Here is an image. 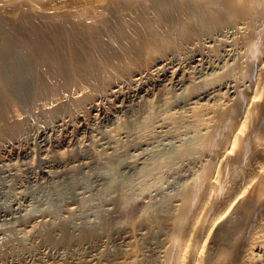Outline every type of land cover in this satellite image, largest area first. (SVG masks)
<instances>
[{
	"label": "bare ground",
	"instance_id": "bare-ground-1",
	"mask_svg": "<svg viewBox=\"0 0 264 264\" xmlns=\"http://www.w3.org/2000/svg\"><path fill=\"white\" fill-rule=\"evenodd\" d=\"M5 2L0 0V138L11 143L32 129L16 109L11 116L7 109L17 102L29 109L38 93L50 98L40 101L44 125L74 136L90 131L94 111L110 118L102 107L108 98L114 112L141 111L178 90L180 97L167 98L147 123L134 128L130 122L135 136L126 132L137 141L131 148L151 143L156 128L162 132L158 140L176 142L151 148L134 163L128 157L118 168L128 176L139 165L176 160L194 164V170L177 189L154 200L149 194L150 201L128 204V189H111L97 223L73 221L68 203V213L55 212L43 230L30 219L22 233L9 234L0 264H264V0H19L13 17H6ZM229 58L233 62L226 65ZM221 64V73L201 80ZM118 142L105 141L102 154L81 146L66 155L56 152L44 158L42 175L88 186L90 171L121 156ZM28 233L33 236L24 239Z\"/></svg>",
	"mask_w": 264,
	"mask_h": 264
},
{
	"label": "rangeland",
	"instance_id": "rangeland-1",
	"mask_svg": "<svg viewBox=\"0 0 264 264\" xmlns=\"http://www.w3.org/2000/svg\"><path fill=\"white\" fill-rule=\"evenodd\" d=\"M3 1H6L5 2V8H7V9H5L4 7L2 8V9H4L3 11H6V13L5 14H7L6 15V17H13L12 15H14V12L13 11H15V7H16V5H17V3H18V1L19 0H3ZM48 1V0H47ZM59 1V0H58ZM8 5V6H7ZM7 6V7H6ZM12 12V13H11ZM8 14H9V16H8ZM12 14V15H11ZM229 60H230V63H229ZM232 62H233V59L232 58H229V59H227V60H225V63H226V65L228 64V65H231L232 64ZM220 66H223L224 67V65L223 64H221V65H219V66H217L216 67V69H214L213 71H208L207 72V74H205L204 76H202V79L201 80H204L205 78H208V75H209V78H211V77H213V76H215L214 74H215V72H216V75L217 74H219V72L218 71H220V73L223 71H221V69H225V67L223 68V67H220ZM220 70H219V69ZM190 70H192V69H190ZM215 70H217V71H215ZM210 72V73H209ZM212 72V73H211ZM213 74V75H212ZM211 76V77H210ZM205 77V78H204ZM204 78V79H203ZM178 90H175L174 91V93L173 92H171L170 94H169V96L167 97L168 99L169 98H171V96H172V98H173V96H175L176 94V96H177V98H179L180 97V93L178 92ZM60 93H62V94H60L59 95V97L61 96V97H63V96H65V95H67V94H65V92H60ZM63 93H64V95H63ZM176 93V94H175ZM44 94H42V96L38 93V95H37V97L38 98H36V97H33V105H31L32 106V109H31V106H29L30 108V110L32 111L33 110V112H31L30 114H28L29 112H30V110L28 109V107L27 106H25L24 107V105H22L21 106V104L22 103H19V102H17V103H14L15 105H14V107H13V105L12 106H10V107H8V112L7 113H9V111H10V113H9V115L11 116V115H16L15 113H16V111L17 112H23V114L24 113H26V115L24 114H22V112L20 113V115L22 116H20L19 115V113H17V115L22 119H24L23 121H25L26 122V124H27V126L28 127H30V128H32V129H30V128H28V129H30L31 131H33V132H31L30 130H28L27 132H25V133H23L21 136H20V141H22V142H20L18 139L17 140H14V141H12L11 143L9 142H7L4 138H0V244H2V245H0V248H1V250H5L6 248H7V245L9 244V237H11L10 235H14L18 230L19 231H21V229L23 228V226L26 224V222H29V221H31V220H33L34 222H39V224L36 222V224H35V228H36V226H37V228L36 229H41V230H43V229H45L46 227L45 226H47V225H49V224H51L52 222H50L51 220H53V218H54V216L56 215V213H68V209H67V207L68 206H72V208L73 209H71V214L73 213V221H76L77 222V220H78V222H82L81 220H83L84 222L83 223H86L87 221H88V223H91V222H93V223H97V222H99L100 221V214H98L99 213V210H102V208H104V207H107V206H105L106 205V201H107V199L109 198V195L111 194V189H116V188H121V189H128V194H127V198L128 197H132V199H127V201H129V202H127L128 204H132V202L134 203V202H136L137 200H145L146 198V200H148V201H150V200H154L156 197H158L159 195H162L163 194V192L164 193H168V192H170V191H172L173 189H177V188H175V187H178V186H180L181 184H182V182H184L185 180H184V178H183V175L185 176V175H188V176H185L186 177V179H188L191 175L190 174H192V172H193V170H194V164H190V163H185V165L183 164V161H173L172 163H171V165H164V166H155V165H150V167H149V165L148 166H145V165H139V166H137V169H135L134 171H133V173H131V174H129L128 176L127 175H123V171L121 172V170H123L124 169V166L128 163V161L127 160H129L130 162L129 163H134L135 162V160L141 155V154H147V153H151L152 151H156L157 149V151H159L160 149H159V147L161 148L162 147V143H167V145L169 144V145H172L173 143H175L176 141H175V139L173 138V137H169V139H162V138H159V140H158V138L157 137H160V135H161V131L158 129V128H156L157 129V132H156V129L153 131V134L155 135V137L154 138H152L151 140H152V142L151 143H149V144H143V145H140V146H138V147H136V148H131V143H135V142H137V141H134V140H132V138H131V136L133 137V136H135V134L137 133V130L136 129H130V126H129V124H131L130 122H132L133 121V125H134V128H135V126H136V124H137V126H141V125H143L142 124V122L143 123H147L149 120H147L146 121V119H148V117H149V119H151V117H153L155 114H158V113H160L161 111H162V109L161 108H159V107H161V104H162V107H164V103H166L167 101V98L164 100V102L162 103V102H160V104L159 103H153L150 107H147V108H141V111H140V109H134V110H116V112H114L115 111V107H113V106H111L112 104H113V102H112V100H113V98L111 99V98H108L107 100L108 101H103V103H104V105H103V103H102V107L104 106V107H106L107 109H109L108 110V112L112 115H110V118L109 119H107V120H102L100 117H98L97 116V114H96V111H94L93 113H91L90 115L91 116H89L88 115V120H87V123H88V125L90 126V131L89 132H87V133H83V134H74V136L73 135H68L67 133H65V131H63L62 129H60V128H53V123L51 124V123H48V125L49 124H51V125H49V126H45L44 125V117H41L42 115L41 114H39V112H40V108H41V105L43 104H46V100H50V98L48 99L46 96H43ZM63 95V96H62ZM36 96V95H35ZM41 97H43L42 99H41ZM47 98V99H46ZM171 98V99H172ZM176 97H175V99H177ZM35 99H37V100H35ZM46 99V100H45ZM111 99V100H110ZM175 99H172V100H175ZM42 100H43V102H42ZM170 100V99H169ZM42 102V104H41V102ZM111 101V102H110ZM48 102V101H47ZM38 103H40V104H38ZM17 104V105H16ZM35 104V105H34ZM37 104V105H36ZM156 104H159V105H156ZM20 105V106H19ZM42 105V106H43ZM110 105V106H109ZM33 106H35L34 108H33ZM155 106H156V109H155ZM17 107V108H16ZM23 107H24V110H23ZM10 108V109H9ZM16 109V111L14 112L13 111V109ZM155 110H158V111H155ZM19 111H18V110ZM36 111H35V110ZM151 109V110H150ZM161 109V110H160ZM21 110V111H20ZM26 111V112H25ZM128 111V112H127ZM141 112V114H140V112ZM13 112H14V114H13ZM28 112V113H27ZM124 112V113H123ZM133 112V113H132ZM146 112V113H145ZM132 113V114H131ZM134 113H135V115H134ZM138 113V115H136ZM152 114V113H154V114H152V115H150V114ZM36 114H37V116H36ZM93 114V115H92ZM96 114V115H95ZM119 114V115H118ZM123 114V115H122ZM29 115V116H28ZM41 115V116H40ZM116 115H118V116H116ZM121 115V116H120ZM145 115V116H144ZM34 116V117H33ZM133 116H137V118L136 117H134L133 118ZM144 116V117H143ZM25 117V118H24ZM30 117V118H29ZM31 117H32V120H31ZM116 117V118H115ZM121 117V118H120ZM33 118H35L34 120L36 121V122H34V120H33ZM39 118H41L42 120H39ZM98 118V119H97ZM136 118V119H135ZM142 118V119H141ZM27 121H26V120ZM138 119V120H137ZM37 120H39L38 122H37ZM97 120V121H96ZM123 120V121H122ZM130 120V121H129ZM134 120H136V121H134ZM71 121H73L72 122V124H75V125H79L80 124V121H79V119L78 118H73V119H71ZM117 121V122H116ZM140 121H142V122H140ZM0 122H1V120H0ZM29 124H28V123ZM41 122H43V124H41ZM103 122V123H102ZM118 122H120V123H118ZM139 123V125H138V123ZM107 123V124H106ZM126 123V124H125ZM45 124H47V123H45ZM92 124V125H91ZM119 124H121L120 126H119ZM124 124V125H123ZM38 125V126H37ZM41 125H43V127H44V129H43V127H41ZM118 125V126H117ZM0 126H2V122H1V125ZM33 126V127H32ZM136 126V128H138ZM124 127V128H123ZM127 127H129V128H127ZM45 128H47V129H45ZM118 128V129H117ZM37 129H39L38 131H37ZM42 130H43V132H42ZM45 130V131H44ZM49 130V131H48ZM99 130V131H98ZM123 130H124V132H123ZM133 130H135L134 132H133ZM139 130V129H138ZM53 131V132H52ZM56 131V132H55ZM99 133H98V132ZM119 131L121 132L120 134H119ZM132 131V132H131ZM158 131L159 132H161V133H159L158 134ZM30 132V133H29ZM39 132V133H38ZM41 132V133H40ZM52 132V133H51ZM116 132H118L117 134H116ZM126 132H129L130 134L129 135H131V136H129L130 137V139L128 138V136H127V134H126ZM136 132V133H135ZM105 133H106V135H105ZM28 134V135H27ZM34 134V135H33ZM41 134H45L44 136H41ZM101 134V135H100ZM126 134V135H125ZM165 134V133H164ZM25 135V136H24ZM30 135V136H29ZM124 135V136H123ZM28 136V137H27ZM71 136V137H70ZM99 136V137H98ZM101 136V137H100ZM113 136H115V137H113ZM121 136H122V138H121ZM125 136H127L126 138H125ZM18 137V136H17ZM25 137V138H24ZM70 137V138H69ZM73 137V138H72ZM75 137H76V139H75ZM28 138V139H27ZM111 138V139H110ZM115 138V139H114ZM156 138V139H155ZM173 138V139H172ZM24 139V140H23ZM72 139V140H71ZM97 139V140H96ZM103 141H102V140ZM109 139V140H108ZM112 139H113V141H115L116 143H117V141H119L118 142V144H120V146L122 147L121 149H120V155L122 156H119L118 158L116 157L114 160L115 161H112V163H114V164H116V165H114V164H112L111 162H101L100 163V166H97L96 167V169H97V171H96V169H94L93 171H90V175H91V178H92V180L94 179L95 180V178L96 179H98L99 180V182L101 183V184H99V182L98 183H94V180L91 182L92 184H90V185H92V187H94V188H92L90 185H88V186H85L84 184H82V183H80V184H76V183H79V182H75V179L74 178H68L67 180H65V179H63V178H57V177H47V176H44V175H42V171L45 169L44 167H45V164H44V158H48V156H49V158L50 157H53V155H59V154H57L56 152H59L60 154H67V153H71L70 151L73 149L72 148V146L73 147H80V148H82V147H86V148H88V149H90L92 152H94V153H99V152H101L100 154H102V153H104V148H103V144H104V142L105 141H110L111 143L113 142L112 141ZM154 139V140H153ZM70 140V141H69ZM88 142H87V141ZM95 140V141H94ZM171 140H173V141H171ZM28 141V142H27ZM66 141V142H65ZM101 141V142H100ZM122 141H123V144H122ZM163 141V142H162ZM167 141V142H166ZM171 143H170V142ZM20 142V143H19ZM57 142H59V143H61V147L60 148H53V146L55 145V143H57ZM72 142V143H71ZM100 142V143H99ZM154 142V143H153ZM14 143V144H13ZM17 143H19V144H17ZM43 143H44V145H43ZM67 143V144H66ZM93 143V144H92ZM102 143V144H101ZM125 143V144H124ZM71 144V145H70ZM76 144V145H75ZM130 146H129V145ZM159 144V145H158ZM47 145V146H46ZM94 145V146H93ZM123 145H125V146H123ZM128 145V146H127ZM161 145V146H160ZM49 146V147H48ZM51 146V147H50ZM157 146V147H156ZM159 146V147H158ZM46 147V148H45ZM48 147V148H47ZM96 149H95V148ZM126 147V148H125ZM156 147V148H155ZM97 148H98V150H97ZM131 148V149H130ZM151 148H152V151H150L151 150ZM156 150H155V149ZM141 149V150H140ZM145 149V150H144ZM146 149H147V151H146ZM154 149V150H153ZM101 150H103V151H101ZM124 152H123V151ZM144 150V151H143ZM148 150H149V152H148ZM67 151V152H66ZM74 151V150H73ZM99 151V152H98ZM131 153H130V152ZM137 151V152H136ZM143 151V152H142ZM27 153L26 154V156L25 155H23V153ZM49 152V153H48ZM123 152V153H122ZM126 152V153H125ZM51 153V154H50ZM127 153H128V156H127ZM136 155H135V154ZM47 157H46V156ZM131 155V156H130ZM127 156V157H126ZM126 157V158H125ZM129 157V158H128ZM120 158L123 160H120ZM128 158V159H127ZM132 158V159H131ZM133 158H134V160H133ZM125 159V160H124ZM127 159V160H126ZM120 160V161H119ZM118 161V162H117ZM126 163H125V162ZM134 161V162H133ZM181 162H182V164H181ZM106 163V164H105ZM111 163V164H110ZM174 163L175 164H177L176 166L174 165ZM181 164V165H179V164ZM103 164V165H102ZM120 164V165H119ZM123 164H124V166H123ZM188 166H187V165ZM109 165H111V166H109ZM115 166V168H114V166ZM189 165H191V166H193V168L190 166L189 167ZM106 166V167H105ZM118 166H119V168L121 169H119L118 168ZM154 166H155V168H154ZM169 166H171V168L169 167ZM172 166H174V167H172ZM179 166H181V167H179ZM108 167V168H107ZM117 167V168H116ZM122 167H123V169H122ZM147 167V168H146ZM157 167V168H156ZM167 167H169V168H167ZM182 167H184L185 168V170H184V168H182ZM187 167V168H186ZM144 168H146V169H144ZM150 168V169H149ZM162 168V169H161ZM169 169V170H167V169ZM175 168H177V169H175ZM115 169H118V170H115ZM152 169H153V171H152ZM157 169V170H156ZM161 169V170H160ZM174 169V170H173ZM181 169V170H180ZM191 171H190V170ZM193 169V170H192ZM4 170V171H3ZM10 170V171H9ZM16 170V171H15ZM110 170V171H109ZM112 170V171H111ZM119 170H120V172H119ZM187 170H189V171H187ZM31 171H33V172H31ZM98 171H99V173H98ZM113 171H114V173H113ZM145 171H147L146 173H145ZM151 173H149V172ZM168 171H169V173H168ZM171 171H174V173L173 172H171ZM176 171L178 172V173H176ZM182 171H184V172H182ZM187 171V172H186ZM4 172V173H3ZM8 172V173H7ZM11 172V173H10ZM137 172V173H136ZM144 172V173H143ZM181 174H180V173ZM93 173V174H92ZM109 173V174H108ZM173 173V174H172ZM184 173V174H183ZM186 173V174H185ZM188 173V174H187ZM39 174V175H38ZM97 174V175H96ZM114 174V175H113ZM116 174H117V177H116ZM118 174H119V177H118ZM122 176H121V175ZM135 175L134 177H133V175ZM153 174V175H152ZM89 175V176H90ZM132 175V176H131ZM165 175V176H164ZM94 176V177H93ZM96 176H98V178L96 177ZM109 176V177H108ZM111 176V177H110ZM121 176V177H120ZM147 176V177H146ZM153 176V177H152ZM159 176V177H158ZM47 177V178H46ZM112 177H114V178H112ZM123 177V178H122ZM157 177V178H156ZM163 177V178H162ZM188 177V178H187ZM101 178H102V180L103 179H105V180H103V181H101ZM113 180H111V179ZM117 178V179H116ZM120 178V179H119ZM125 178V179H124ZM42 179V180H41ZM44 179V180H43ZM72 179V180H71ZM74 179V180H73ZM123 179V180H122ZM132 179V180H131ZM140 179V180H139ZM147 179V180H146ZM180 179V180H179ZM127 180H128V182H127ZM183 180V181H182ZM65 183H64V182ZM68 181V182H67ZM105 181H106V183H105ZM109 181V182H108ZM115 181V182H114ZM142 181V182H141ZM150 181V182H149ZM159 181V182H158ZM174 181V182H173ZM180 181V182H179ZM35 182V183H34ZM102 182H104V183H102ZM127 182V183H126ZM138 182V183H137ZM157 182V183H156ZM165 182H167V183H165ZM72 183V184H71ZM108 183H109V185H108ZM113 185H112V184ZM122 183H125V184H122ZM140 183V184H139ZM144 183H145V185H144ZM147 183V184H146ZM151 183V184H150ZM76 186H75V185ZM94 184H95V186H96V188H95V186H94ZM99 184V185H98ZM106 184V186L104 187L103 185H105ZM123 186H122V185ZM136 186H135V185ZM159 186H158V185ZM165 184V185H164ZM43 185H46V186H43ZM48 185V186H47ZM57 185V186H56ZM66 187H64V186ZM84 185V186H83ZM135 186V187H132V186ZM156 185V186H155ZM163 185H164V187H163ZM175 185H177V186H175ZM79 186V187H78ZM100 188H99V187ZM104 187V188H102V187ZM108 186V187H107ZM119 186V187H118ZM121 186V187H120ZM127 186V188H125ZM130 186V187H129ZM161 186V187H160ZM166 186V187H165ZM174 186V187H173ZM58 187V188H57ZM83 187V188H82ZM106 187H107V189H106ZM113 187V188H112ZM116 187V188H115ZM146 187H148V188H146ZM67 188H70V189H73V191L70 193V194H68L67 196L65 195V196H63L61 199L60 198H56V196H58V192H61V191H63L64 189H67ZM89 188V189H88ZM145 188V189H144ZM162 188V189H161ZM173 188V189H172ZM44 189V190H43ZM82 189H83V191H82ZM96 189V190H95ZM131 190V192H130V190ZM168 189V190H167ZM169 189H170V191H169ZM43 190V191H42ZM50 190V191H49ZM53 190V191H52ZM61 190V191H60ZM92 190V191H91ZM134 190V191H133ZM135 190H137V191H135ZM143 190L145 191V192H143ZM153 190H155V191H153ZM161 190V191H160ZM46 191V193H43V192H45ZM52 191V192H51ZM55 191V192H54ZM94 191V192H93ZM95 191H96V193L98 194H95ZM102 191V192H101ZM105 191V192H104ZM133 191V192H132ZM147 191V192H146ZM154 193H153V192ZM160 191V192H159ZM22 192H24V194L22 193ZM85 192V193H84ZM89 193V194H87V193ZM93 192V193H92ZM162 192V193H161ZM56 193V194H55ZM108 193H110V194H108ZM130 193H132V194H130ZM144 193V194H143ZM152 193V194H151ZM159 193V194H158ZM45 194V195H44ZM84 194H86V195H84ZM92 194V195H91ZM130 194V195H129ZM134 194V195H133ZM147 194V195H146ZM151 195V197H149L150 195ZM43 195V196H42ZM75 195H76V197H75ZM88 195V196H87ZM95 195V196H94ZM132 195V196H131ZM139 195V196H138ZM153 195H155V196H153ZM25 196V197H24ZM53 196V197H52ZM85 196V197H84ZM98 198H97V197ZM144 198H143V197ZM48 197V198H47ZM51 197V198H50ZM73 199H72V198ZM87 197H89V198H87ZM99 197H101L100 199H99ZM137 197V198H136ZM139 197V198H138ZM141 197V198H140ZM148 197H149V199H148ZM154 197V198H153ZM32 198V199H31ZM68 198V199H67ZM74 198H76V199H74ZM93 198V199H92ZM58 199V200H57ZM60 199V200H59ZM99 199V200H98ZM135 199V200H134ZM137 199V200H136ZM66 200H68L69 202H67ZM73 200H75L76 202H79V204H78V206H77V204L75 203V201H73ZM100 200H102V201H100ZM132 200H134V201H132ZM21 201V202H20ZM59 201V202H58ZM61 201V202H60ZM63 201V202H62ZM99 201V202H98ZM19 202V203H18ZM75 204H74V203ZM100 202H102V203H100ZM105 202V203H104ZM67 203H68V206H67ZM72 203V205H69V204H71ZM35 204H37V205H35ZM81 204V205H80ZM19 205V206H18ZM76 205V206H75ZM80 205V206H79ZM18 206V207H17ZM74 206V207H73ZM84 206H87V207H84ZM11 207V208H10ZM25 207V208H24ZM31 207V208H30ZM63 207H64V209H63ZM77 207H79L78 208V210L76 209ZM93 207V208H92ZM100 207V208H99ZM8 208V209H7ZM30 209V210H29ZM56 209V210H55ZM91 209V210H90ZM105 209V208H104ZM61 210V211H60ZM64 210V211H63ZM74 210V211H73ZM81 210V211H80ZM85 210H86V212H85ZM93 210V211H92ZM3 211H4V214H3ZM8 211V212H7ZM80 211V213H77V212H79ZM89 211V212H88ZM92 212V214H91V212ZM97 211V212H96ZM49 212H50V215H51V217H50V215H49ZM56 212V213H55ZM76 212V213H75ZM84 212V213H83ZM95 214H94V213ZM99 215H97V214ZM38 214V215H37ZM55 214V215H54ZM76 214V215H75ZM86 217V215H87V220H85V217L83 216V215ZM4 215V216H3ZM46 217V219L44 218V216ZM48 215V216H47ZM94 215H95V218H93L94 217ZM2 216V217H1ZM7 216H9V218L7 217ZM41 216V217H40ZM53 216V217H52ZM89 216V217H88ZM3 217H5V218H3ZM38 217V218H37ZM83 217V218H82ZM17 218V219H16ZM39 218L41 219V221L39 220ZM50 218H52V219H50ZM76 218H78V219H76ZM31 219V220H30ZM43 219H45V221H44V223H43ZM75 219V220H74ZM79 219H81V220H79ZM89 219H91V221L89 220ZM39 220V221H38ZM97 220V221H96ZM16 221V222H15ZM24 221V222H23ZM86 221V222H85ZM90 221V222H89ZM95 221V222H94ZM9 223V224H8ZM41 223V224H40ZM13 224V225H12ZM45 224V225H44ZM47 224V225H46ZM40 225H42V226H40ZM17 227H18V229H17ZM22 227V228H21ZM14 230V231H13ZM17 230V231H16ZM3 232H4V234H3ZM11 232H13L12 234H11ZM21 233H22V231H21ZM10 234V235H9ZM24 234V233H23ZM3 235L5 236V237H3ZM27 236V237H26ZM31 236H33L32 235V233H28V235L27 234H25V237H24V239L26 238L27 240H29L30 238H31ZM30 237V238H29ZM2 238V239H1ZM7 238V239H6ZM29 238V239H28ZM4 239H6V240H4ZM6 242V243H5ZM16 242L18 243V241L16 240ZM1 246H3V248L1 247ZM5 246H6V248H5Z\"/></svg>",
	"mask_w": 264,
	"mask_h": 264
}]
</instances>
